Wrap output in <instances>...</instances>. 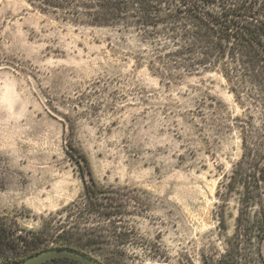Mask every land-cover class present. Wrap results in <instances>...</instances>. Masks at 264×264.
Segmentation results:
<instances>
[{"label":"rangeland","instance_id":"obj_1","mask_svg":"<svg viewBox=\"0 0 264 264\" xmlns=\"http://www.w3.org/2000/svg\"><path fill=\"white\" fill-rule=\"evenodd\" d=\"M177 49L38 0H0V226L50 248L62 232L95 230L120 264H221L240 211L221 183L264 112ZM247 255L264 264V243Z\"/></svg>","mask_w":264,"mask_h":264},{"label":"trees","instance_id":"obj_2","mask_svg":"<svg viewBox=\"0 0 264 264\" xmlns=\"http://www.w3.org/2000/svg\"><path fill=\"white\" fill-rule=\"evenodd\" d=\"M38 1L70 13L77 20L84 18L93 26L121 25L135 28L148 37L159 35L178 47L172 54L174 58L194 67L219 71L239 100L250 98L264 112V0ZM262 130L260 137L252 138L250 133L243 137L242 157L221 183L224 192L219 196L228 198L237 194L240 204L236 232L227 242L221 264H247L241 261L249 259L250 246L264 243V124ZM78 154L88 162L80 151ZM91 182V185L86 183L87 204L93 201L96 192L92 190L95 186L92 177ZM92 204L84 212H92ZM78 231L58 234L55 244L82 250L96 258L102 256L104 264H120L121 251L98 246L103 241L95 230H90L89 235L87 230ZM34 239L16 238L1 225L0 257L8 249L16 250L20 243L28 249L21 256L4 257L1 263L22 260L50 248V244ZM42 264L83 263L57 258Z\"/></svg>","mask_w":264,"mask_h":264},{"label":"water","instance_id":"obj_3","mask_svg":"<svg viewBox=\"0 0 264 264\" xmlns=\"http://www.w3.org/2000/svg\"><path fill=\"white\" fill-rule=\"evenodd\" d=\"M57 258H69L80 261L83 264H104L99 258H96L89 253L66 246L47 248L25 259L9 261L0 264H42Z\"/></svg>","mask_w":264,"mask_h":264}]
</instances>
